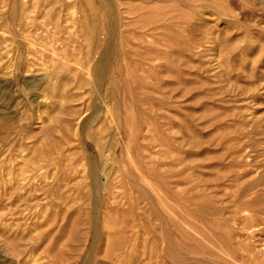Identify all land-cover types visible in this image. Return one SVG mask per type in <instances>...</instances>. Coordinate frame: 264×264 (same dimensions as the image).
Returning a JSON list of instances; mask_svg holds the SVG:
<instances>
[{
	"label": "rangeland",
	"instance_id": "1",
	"mask_svg": "<svg viewBox=\"0 0 264 264\" xmlns=\"http://www.w3.org/2000/svg\"><path fill=\"white\" fill-rule=\"evenodd\" d=\"M0 135V264H264V0H0Z\"/></svg>",
	"mask_w": 264,
	"mask_h": 264
},
{
	"label": "bare ground",
	"instance_id": "2",
	"mask_svg": "<svg viewBox=\"0 0 264 264\" xmlns=\"http://www.w3.org/2000/svg\"><path fill=\"white\" fill-rule=\"evenodd\" d=\"M32 48H33V47H32ZM34 50H35V49H34ZM33 62H34V61H33ZM27 67H28V66H27ZM30 68H31V67H30ZM34 88H35V87H34ZM0 136H1V135H0ZM2 137H3V136H2ZM42 155H43V154H42ZM20 158H21V157H20ZM19 160H20V159H19ZM44 160H45V159H44ZM27 161H28V159H27ZM32 161H33V160H32ZM40 161H41V160H40ZM25 162H26V160H25ZM34 162H35V161H34ZM42 162H43V161H42ZM18 163H19V162H18ZM37 163H40V162H37ZM30 164H31V163H30ZM35 164H36V163H35ZM44 164H45V163H44ZM44 164H42V163H41V164H36V166H37V165H38V166H39V165L41 166V165H44ZM17 165H19V164H17ZM20 165H21V164H20ZM32 165H33V164H32ZM20 167H22V166H20ZM32 168H34V166H33ZM34 169H36V167H35ZM38 169H39V168H38ZM41 169H42V166H41ZM19 171H20V170H19ZM38 171H39V170H38ZM27 172H28V171H27ZM19 173H20V172H19ZM19 175L21 176V173H20ZM19 175H18V176H19ZM16 176H17V175H16ZM20 176H19V177H20ZM26 177H27V176H26ZM23 178H25V177H22V180H23ZM28 180H29V179H28Z\"/></svg>",
	"mask_w": 264,
	"mask_h": 264
}]
</instances>
